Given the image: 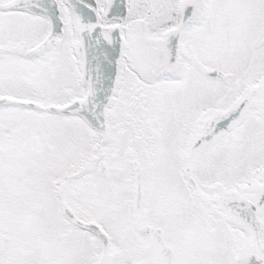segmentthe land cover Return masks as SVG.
I'll list each match as a JSON object with an SVG mask.
<instances>
[{"label": "snow or ice", "instance_id": "snow-or-ice-1", "mask_svg": "<svg viewBox=\"0 0 264 264\" xmlns=\"http://www.w3.org/2000/svg\"><path fill=\"white\" fill-rule=\"evenodd\" d=\"M0 264H264V0H0Z\"/></svg>", "mask_w": 264, "mask_h": 264}]
</instances>
